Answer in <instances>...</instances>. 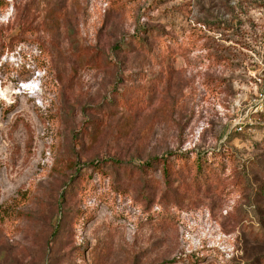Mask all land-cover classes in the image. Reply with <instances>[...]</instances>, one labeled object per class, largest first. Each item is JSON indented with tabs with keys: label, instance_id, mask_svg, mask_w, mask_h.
Returning a JSON list of instances; mask_svg holds the SVG:
<instances>
[{
	"label": "rangeland",
	"instance_id": "rangeland-1",
	"mask_svg": "<svg viewBox=\"0 0 264 264\" xmlns=\"http://www.w3.org/2000/svg\"><path fill=\"white\" fill-rule=\"evenodd\" d=\"M263 92L264 0H0V264H264Z\"/></svg>",
	"mask_w": 264,
	"mask_h": 264
},
{
	"label": "built area",
	"instance_id": "built-area-1",
	"mask_svg": "<svg viewBox=\"0 0 264 264\" xmlns=\"http://www.w3.org/2000/svg\"><path fill=\"white\" fill-rule=\"evenodd\" d=\"M260 95H261V96H264V92H263V93H261ZM240 129H242V128L240 127Z\"/></svg>",
	"mask_w": 264,
	"mask_h": 264
}]
</instances>
